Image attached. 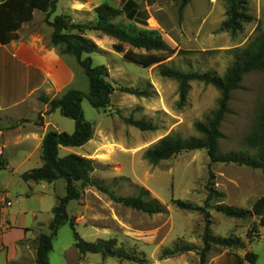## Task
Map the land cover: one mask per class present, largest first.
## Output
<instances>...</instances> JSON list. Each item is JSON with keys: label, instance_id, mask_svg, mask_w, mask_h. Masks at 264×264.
<instances>
[{"label": "rangeland", "instance_id": "rangeland-1", "mask_svg": "<svg viewBox=\"0 0 264 264\" xmlns=\"http://www.w3.org/2000/svg\"><path fill=\"white\" fill-rule=\"evenodd\" d=\"M71 1L75 2V10L68 7ZM246 1L254 21L243 24L237 33L220 32L227 19L226 0H190L181 18L177 0H165V11L160 15L149 14L142 5L139 7L147 15L145 27L157 30L163 42L175 50L164 66L185 73L223 77L234 61L232 51L244 47L258 29L264 30V0ZM101 4L103 0H58L49 21L66 16L72 24H91L95 21L93 10ZM34 18V23H26L14 39L39 35L47 48L70 68L73 72L70 83L55 90L54 98L69 89L80 91L83 118L94 129L92 139L82 147L59 150V157L76 154L94 162L89 175L91 185L81 187L77 183L80 196L67 205V215L73 219L75 232L83 241L101 245L110 242L113 250L136 258L130 261L103 253L81 255L74 247L73 231L67 223L52 238L48 264H252L243 260L249 252L257 257L254 264H264V227L258 225V219L237 221L216 209L217 205H225L251 210L254 202L264 195L262 170L212 163L205 150L183 152L157 166L145 159L146 151L166 136L177 134L182 140L200 138L193 125L212 117L218 107L219 91L212 85L192 81L185 101L181 102L176 80L161 76L156 66L147 69L124 61L122 54L113 49L114 39L86 32L84 37L97 46V51L89 55L92 65L107 68L108 81L114 88L109 106L96 110L88 102V80L82 69L72 56L61 55L51 46L48 37L52 28L46 23V13L38 11ZM119 21L142 27L124 18ZM124 48L132 49L128 45ZM263 104L264 70L245 74L240 88L230 93L229 113L219 126L222 137L217 145L218 154L253 153L243 140L253 131ZM130 120L143 122L149 129L135 127ZM51 121L60 132L74 131V122L62 117L59 111L52 114ZM31 146L29 142L17 149L12 143L0 157V264H36L37 237L40 233L49 235L51 210L57 199L66 194L64 179L50 186L46 182L34 185L25 183L15 173L35 169L37 154L20 164V154L30 152ZM141 188L161 206L160 214L148 216L112 200L136 196ZM211 189L224 197L209 199ZM173 200L189 203L203 212L179 210ZM2 221L16 229L7 232ZM253 226L258 237L249 241L247 234L250 231L254 234ZM19 227L27 229L26 238L25 230H18ZM207 227L214 237L238 238L244 248L213 247L201 263L199 251ZM184 246L193 250L162 256L165 250Z\"/></svg>", "mask_w": 264, "mask_h": 264}, {"label": "trees", "instance_id": "trees-1", "mask_svg": "<svg viewBox=\"0 0 264 264\" xmlns=\"http://www.w3.org/2000/svg\"><path fill=\"white\" fill-rule=\"evenodd\" d=\"M58 0H0V42L8 44L15 37L22 25L29 23L33 18L34 11L46 13V23L52 28L50 44L56 48L61 55H70L77 65L82 69L88 80L89 92L87 99L92 108L96 110L106 109L110 104V96L114 92L113 86L108 81V70L104 66H93L89 55L97 51V46L84 37L86 32H97L103 36L116 41L113 49L116 53L122 54V59L143 68L158 67L160 75L171 78L179 83V98L184 102L192 81L212 85L220 93L218 107L211 118L205 123L196 122L193 127L200 135V138L182 140L177 134L166 136L155 146L146 151L145 159L152 165L157 166L180 153L196 150H205L212 163L237 164L251 169L264 172V104L262 105L253 131L247 135L243 143L245 147L252 150V154H218L217 145L221 139L219 126L224 115L229 113L227 108L230 93L240 88V83L245 74L252 71L264 70V30H257L253 38L242 48H235L232 51L234 61L226 69L223 77L212 73L199 74L196 72L185 73L174 68L164 66L175 50L169 48L161 39L157 30L145 27L147 20L146 12L131 0H123L122 8H114L105 3L94 8L95 21L91 24H72L66 16H56L52 21L49 17L56 11ZM190 0H177L179 2V18ZM227 19L221 24L220 32L237 33L242 29L243 24L254 21L249 13L246 0H226ZM124 18L137 25H124L119 20ZM124 45L132 49L125 50ZM134 50L140 51L135 52ZM86 56L83 58V56ZM82 93L78 90L69 89L59 98L39 97V101L47 104L48 114L58 110L62 117L74 122L72 133L49 130L46 132L41 143L42 165L31 169L20 175L25 183H53L59 179L66 182V194L57 199L58 203L51 210L52 221L50 222L49 235L40 233L37 237L36 264H48V254L52 250V238L56 236L59 227L69 224L73 231L74 247L83 255L108 254L110 256L135 261L136 258L119 250H113L110 242H103V246L83 241L74 229V221L67 215V205L79 198L80 192L77 183L81 187L91 185L89 175L94 170V162L76 154H68L59 157L60 148H79L88 143L94 133L93 125L83 118L81 100ZM22 123V121L20 122ZM135 127L142 130L149 129L143 122L129 121ZM2 168V167H1ZM214 196L223 198L224 195L210 190L209 199ZM112 200L126 207L142 212L148 216L160 214L161 206L156 200L149 197L148 191L141 188L136 196L127 198H115ZM172 204L183 211H201L189 203L173 200ZM216 209L225 217L237 221H244L255 217L258 225L264 227V195L258 198L252 205L251 210H243L231 206L217 205ZM208 222V221H207ZM254 234L250 231L247 234L249 241L258 237L255 226L252 227ZM213 247L221 249H243L244 244L235 237L219 238L210 234L209 228L205 230L203 237V248L199 251L201 263L206 259L207 254ZM190 246L165 250L163 257H170L181 253L191 252ZM244 261L254 264L256 255L245 253ZM141 262V260H138ZM137 261V262H138Z\"/></svg>", "mask_w": 264, "mask_h": 264}, {"label": "crops", "instance_id": "crops-1", "mask_svg": "<svg viewBox=\"0 0 264 264\" xmlns=\"http://www.w3.org/2000/svg\"><path fill=\"white\" fill-rule=\"evenodd\" d=\"M131 1L138 6L142 5L149 14L153 12V14L160 15L165 11V0ZM103 3L114 8L123 6V0H103ZM68 7L75 10V2L71 1ZM37 12L34 11L33 18L27 25L34 23ZM154 21L157 26H160L158 18ZM24 26L26 24L22 25L21 29ZM48 38L50 39V36ZM43 42L44 40L36 34L13 39L6 45L0 42V157L8 145L13 143L17 149H20L30 142L32 149L30 152L20 154V164L23 165L34 154H37L38 160L35 162V168L42 165L41 143L46 132L49 130L60 132L51 121L52 114L58 110L48 114V105L37 102L36 99L41 96L53 99L54 91L67 86L73 76L70 68ZM7 166L8 163H6ZM24 172L26 171H15L19 176ZM48 185H53V183ZM41 189L45 190L43 187ZM44 193L46 192L41 191V194ZM7 218L10 220L9 214ZM2 223H4L2 228L7 232L16 229L11 224L8 225L3 221ZM19 228L18 230H25L23 237L26 238L27 229Z\"/></svg>", "mask_w": 264, "mask_h": 264}]
</instances>
